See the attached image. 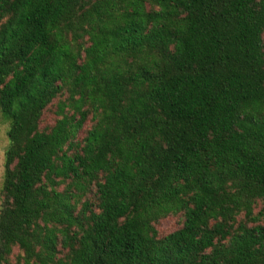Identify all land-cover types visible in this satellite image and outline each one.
Wrapping results in <instances>:
<instances>
[{"label":"trees","instance_id":"trees-1","mask_svg":"<svg viewBox=\"0 0 264 264\" xmlns=\"http://www.w3.org/2000/svg\"><path fill=\"white\" fill-rule=\"evenodd\" d=\"M0 111V264H264V0H0Z\"/></svg>","mask_w":264,"mask_h":264},{"label":"rangeland","instance_id":"rangeland-1","mask_svg":"<svg viewBox=\"0 0 264 264\" xmlns=\"http://www.w3.org/2000/svg\"><path fill=\"white\" fill-rule=\"evenodd\" d=\"M46 121H50L49 116L46 118ZM9 121L3 117L0 111V209L3 202V194H2V183L4 176V163H5V152L9 145ZM179 227V220L177 218H168L163 220L158 225V230L160 233L167 235Z\"/></svg>","mask_w":264,"mask_h":264}]
</instances>
